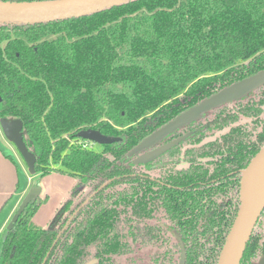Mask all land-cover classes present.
<instances>
[{
    "label": "trees",
    "instance_id": "1",
    "mask_svg": "<svg viewBox=\"0 0 264 264\" xmlns=\"http://www.w3.org/2000/svg\"><path fill=\"white\" fill-rule=\"evenodd\" d=\"M262 70L264 0H129L76 18L0 24V118L23 123L34 176L59 164L76 180L46 228L32 221L37 199L4 231L0 264H180L182 255L183 264H217L241 171L264 147V85L163 138L190 133L154 161L128 154ZM88 128L120 141L97 152L76 136ZM262 256L255 226L240 264Z\"/></svg>",
    "mask_w": 264,
    "mask_h": 264
},
{
    "label": "water",
    "instance_id": "2",
    "mask_svg": "<svg viewBox=\"0 0 264 264\" xmlns=\"http://www.w3.org/2000/svg\"><path fill=\"white\" fill-rule=\"evenodd\" d=\"M129 0H46L31 2L0 1V24L33 25L76 18L101 11ZM264 85V70L227 86L217 93L203 99L177 115L164 126L143 139L128 154L138 155V164H148L171 148L184 141L190 133L176 138L161 146L158 143L174 131H177L197 120L206 112L224 104L235 102ZM0 130L5 140L12 144L24 161L29 175H35L36 156L25 141L23 123L19 119L0 118ZM82 140L97 145H108L119 142L117 137L103 135L92 128L77 132ZM42 187L31 186L23 198L16 213L7 225L12 230L20 215L28 205L39 199ZM264 210V147L253 157L240 174L239 208L227 233L217 264H240L245 247ZM94 261L88 263L93 264ZM184 263L182 255L180 264ZM264 264V262L260 263Z\"/></svg>",
    "mask_w": 264,
    "mask_h": 264
},
{
    "label": "crops",
    "instance_id": "3",
    "mask_svg": "<svg viewBox=\"0 0 264 264\" xmlns=\"http://www.w3.org/2000/svg\"><path fill=\"white\" fill-rule=\"evenodd\" d=\"M0 134L2 135L1 130ZM11 151L13 152V147L6 144V142L1 138L0 237L3 236L7 225L16 213L19 205L31 186L40 184L42 187V191L39 196L41 204L35 211L32 221L38 227L46 228L50 224L55 213L61 207L62 203L69 196V193L76 182L75 178L71 177L69 174L59 171L62 167L60 165H56V167H54L55 171L41 178L37 175L38 181L36 182H34L36 177L32 179V177L27 173L25 182L21 184L20 170L16 160L13 159L11 155Z\"/></svg>",
    "mask_w": 264,
    "mask_h": 264
},
{
    "label": "rangeland",
    "instance_id": "4",
    "mask_svg": "<svg viewBox=\"0 0 264 264\" xmlns=\"http://www.w3.org/2000/svg\"><path fill=\"white\" fill-rule=\"evenodd\" d=\"M1 135V134H0ZM1 138L6 142V144H8L9 146H11V147H13V152L11 151V155H12V157H13V159H15L16 160V162H17V164H18V167H19V170H20V179H21V184H23V182H25V178H26V174L28 173V171H27V167H26V165H25V163H24V161L22 160V158L20 157V155L18 154V152H17V150L15 149V147L12 145V144H10V143H8L6 140H5V138L3 137V134L1 135ZM1 138H0V142H1ZM3 144V143H2ZM93 149L95 150V151H97V152H100L101 150H102V146H100V145H97V144H94L93 145ZM56 165H59V164H55L54 165V167H56ZM27 171V172H26ZM29 174V173H28ZM29 176H31L32 177V179H34V177H36V179L34 180V182H36V181H38V179H37V176H33V175H29ZM143 184L144 183H140V184H136L137 185V187L136 188H133L132 190H136L137 188L138 189H141L142 187H143ZM123 190H127V191H130L131 190V188H130V186L128 185V184H126V185H124V186H122V187H119L118 189H115V190H111L110 192H109V194L107 195V198H105L104 200H103V203H100V204H98L97 206L95 205L93 208H92V210H88L86 213H85V216H84V219H86V218H89V219H92V217L95 215V211L94 210H96V208L98 209V208H101V207H104V206H108L111 202H113L114 201V199L115 198H117L118 197V194L120 193V191H123ZM88 193V192H87ZM84 196H87L86 195V193H85V195ZM72 220V219H71ZM256 227H257V231H263L264 230V213L260 216V218H259V220H258V222H257V224H256ZM1 239H0V242H1V240H2V238H3V236L2 237H0Z\"/></svg>",
    "mask_w": 264,
    "mask_h": 264
},
{
    "label": "flooded vegetation",
    "instance_id": "5",
    "mask_svg": "<svg viewBox=\"0 0 264 264\" xmlns=\"http://www.w3.org/2000/svg\"><path fill=\"white\" fill-rule=\"evenodd\" d=\"M175 140V139H174ZM173 141V140H172ZM166 144V143H165ZM163 145V144H162ZM157 146H161L160 144H158ZM264 262V256H262L260 259H259V264Z\"/></svg>",
    "mask_w": 264,
    "mask_h": 264
},
{
    "label": "built area",
    "instance_id": "6",
    "mask_svg": "<svg viewBox=\"0 0 264 264\" xmlns=\"http://www.w3.org/2000/svg\"><path fill=\"white\" fill-rule=\"evenodd\" d=\"M94 145V144H93Z\"/></svg>",
    "mask_w": 264,
    "mask_h": 264
}]
</instances>
